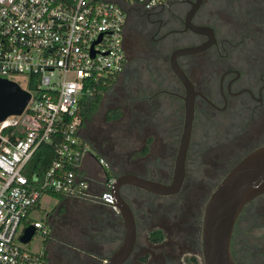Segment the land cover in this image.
I'll use <instances>...</instances> for the list:
<instances>
[{
    "label": "flooded vegetation",
    "instance_id": "1",
    "mask_svg": "<svg viewBox=\"0 0 264 264\" xmlns=\"http://www.w3.org/2000/svg\"><path fill=\"white\" fill-rule=\"evenodd\" d=\"M124 45L123 72L139 93L129 119L138 124V136L147 133L148 143L133 155L122 154L120 164L112 156L118 175L173 181L187 98L173 59L193 84L195 98L181 189L161 195L123 188L137 221L135 248L123 264H205L206 202L239 161L264 145V0H170L152 10L140 7L126 24ZM120 110L122 116L111 121L123 118ZM78 225L72 247L54 245L48 264H107L124 242L116 233L96 239L88 224ZM247 226L250 246L244 248ZM231 248L237 264H264V194L240 214Z\"/></svg>",
    "mask_w": 264,
    "mask_h": 264
},
{
    "label": "built area",
    "instance_id": "2",
    "mask_svg": "<svg viewBox=\"0 0 264 264\" xmlns=\"http://www.w3.org/2000/svg\"><path fill=\"white\" fill-rule=\"evenodd\" d=\"M170 0H0V77L31 94L20 115L0 122V264H48L44 252L24 248L45 194L86 200L119 214L110 162L96 158L103 176L84 173L91 148L82 137L81 103L125 68V28L131 14ZM55 158L42 176L25 169L41 145ZM34 235V236H35ZM33 236V238H34ZM32 238V239H33Z\"/></svg>",
    "mask_w": 264,
    "mask_h": 264
},
{
    "label": "water",
    "instance_id": "3",
    "mask_svg": "<svg viewBox=\"0 0 264 264\" xmlns=\"http://www.w3.org/2000/svg\"><path fill=\"white\" fill-rule=\"evenodd\" d=\"M194 50L186 49L185 52ZM172 62L175 73L187 89L186 118L175 162L174 178L169 185L131 173L117 176L115 195L119 209L118 215L124 220L126 234L123 244L108 259L107 264H123L133 253L136 244L137 221L135 213L123 193V188L134 186L155 194L171 195L178 192L184 182L185 162L194 116L195 93L193 84L177 65L175 59ZM30 99L31 94L17 82L0 77V122L11 115L22 114ZM262 194H264V145L256 148L239 161L219 183L206 202L202 228L205 264H237L231 248L236 222L244 208ZM35 233L36 228L29 225L25 229L21 241L29 243Z\"/></svg>",
    "mask_w": 264,
    "mask_h": 264
},
{
    "label": "rangeland",
    "instance_id": "4",
    "mask_svg": "<svg viewBox=\"0 0 264 264\" xmlns=\"http://www.w3.org/2000/svg\"><path fill=\"white\" fill-rule=\"evenodd\" d=\"M130 77L131 76L128 71L119 75L116 83L105 94L99 112L94 116L91 122L82 128L81 131L82 137L85 138L89 144L92 143V145L95 147L91 149L95 157H103L111 162L112 165V156L116 157L117 163L120 164L122 154L127 153L128 155H133L135 154L136 149L140 148V144L148 143L145 142L148 138L147 133H145L143 138L138 136L136 134L138 132V124L136 123L135 125H131V120L129 119L131 117L130 115H133L131 110V102L136 100L134 99V97H136L135 95H139L138 91L133 92L132 88L130 87ZM115 107H122L124 109V116L120 121H111L107 118L108 110ZM152 126L153 125L150 122L147 127L148 129H152ZM158 141H162L160 136ZM113 168L119 169V167ZM56 202L57 199L49 194L44 195L41 199L42 207L47 211L53 210L56 206ZM35 217L38 219L46 218L44 214L39 212L35 214ZM73 234L74 231L70 233V235ZM63 235L64 234H62V236ZM244 236L245 241L243 242V245H245L244 248H248L250 246L249 238L251 237V228L249 226L246 227ZM46 244L47 241L43 235H41V233H37L28 244L21 245L24 248L33 250L35 252L42 251L46 253ZM244 248L242 247V251L245 250ZM149 254H152V251H149ZM45 256L48 260L47 254Z\"/></svg>",
    "mask_w": 264,
    "mask_h": 264
},
{
    "label": "crops",
    "instance_id": "5",
    "mask_svg": "<svg viewBox=\"0 0 264 264\" xmlns=\"http://www.w3.org/2000/svg\"><path fill=\"white\" fill-rule=\"evenodd\" d=\"M83 170L85 174L97 181L103 176L102 168L98 164L92 150H90L84 159ZM56 199V206L53 210H45L40 200L39 205L32 214L33 220H42L49 231V237L45 246L47 252L44 253L45 255L47 254L48 261H50V251L54 245L59 244L64 248L72 247V235L70 233L77 231V227L79 226L77 223L79 222L88 224L89 231L95 235L96 239H113V236H115L113 234L116 233L118 235L116 236L117 240L123 241L126 233L124 220L108 206L69 197H64L62 202L58 198ZM37 212L44 214L46 218H36L35 214ZM62 234L64 235L62 236Z\"/></svg>",
    "mask_w": 264,
    "mask_h": 264
},
{
    "label": "trees",
    "instance_id": "6",
    "mask_svg": "<svg viewBox=\"0 0 264 264\" xmlns=\"http://www.w3.org/2000/svg\"><path fill=\"white\" fill-rule=\"evenodd\" d=\"M118 77H112L106 83H100L97 87V91L90 96L84 97L81 103L80 116L82 119V128L85 127L89 122H91L94 116L101 109V105L104 99L105 94L108 90L116 83ZM122 116L120 107L111 108L108 110L107 118L109 120H116ZM55 158V152L51 145L43 144L35 152L31 161L25 169V174L29 177H32L34 174L38 173L39 175H44L46 171L50 168L53 160ZM55 198H58L60 202L64 199L63 195L59 194H50ZM49 235L45 238L48 240Z\"/></svg>",
    "mask_w": 264,
    "mask_h": 264
}]
</instances>
